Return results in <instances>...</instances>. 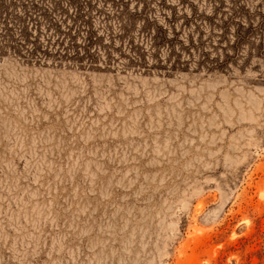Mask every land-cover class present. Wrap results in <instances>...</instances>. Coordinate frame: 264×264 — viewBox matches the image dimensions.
Returning <instances> with one entry per match:
<instances>
[{
	"label": "rangeland",
	"instance_id": "1",
	"mask_svg": "<svg viewBox=\"0 0 264 264\" xmlns=\"http://www.w3.org/2000/svg\"><path fill=\"white\" fill-rule=\"evenodd\" d=\"M119 1L0 0V264H264V0Z\"/></svg>",
	"mask_w": 264,
	"mask_h": 264
},
{
	"label": "trees",
	"instance_id": "2",
	"mask_svg": "<svg viewBox=\"0 0 264 264\" xmlns=\"http://www.w3.org/2000/svg\"><path fill=\"white\" fill-rule=\"evenodd\" d=\"M64 1V5H67L68 7L74 9V14H81V12H84V9L90 8V1L91 0H62ZM104 3L110 1L111 3V7L115 8V9H119L121 7H124L123 4H120L119 0H102ZM56 5V3H54ZM161 7H163L165 5V1L164 2H160L159 3ZM86 23V22H85ZM86 42L88 43V45L92 44V39L88 38L86 40ZM87 58H90L88 56L87 53Z\"/></svg>",
	"mask_w": 264,
	"mask_h": 264
}]
</instances>
